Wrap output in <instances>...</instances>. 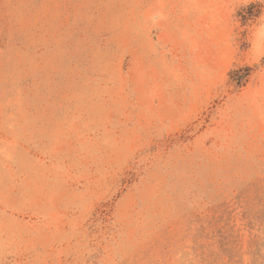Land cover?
Wrapping results in <instances>:
<instances>
[{
	"label": "rangeland",
	"instance_id": "1",
	"mask_svg": "<svg viewBox=\"0 0 264 264\" xmlns=\"http://www.w3.org/2000/svg\"><path fill=\"white\" fill-rule=\"evenodd\" d=\"M0 264H264V0H0Z\"/></svg>",
	"mask_w": 264,
	"mask_h": 264
}]
</instances>
